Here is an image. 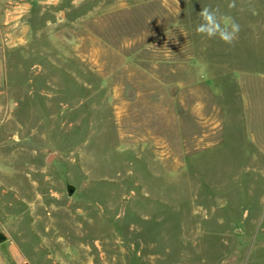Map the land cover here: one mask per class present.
I'll use <instances>...</instances> for the list:
<instances>
[{
    "label": "rangeland",
    "instance_id": "rangeland-1",
    "mask_svg": "<svg viewBox=\"0 0 264 264\" xmlns=\"http://www.w3.org/2000/svg\"><path fill=\"white\" fill-rule=\"evenodd\" d=\"M230 2L0 0V264H264V0Z\"/></svg>",
    "mask_w": 264,
    "mask_h": 264
},
{
    "label": "clouds",
    "instance_id": "clouds-1",
    "mask_svg": "<svg viewBox=\"0 0 264 264\" xmlns=\"http://www.w3.org/2000/svg\"><path fill=\"white\" fill-rule=\"evenodd\" d=\"M229 8L236 7L235 0H231ZM199 23L196 26V33L208 39H219L227 45H234L237 41L240 25L234 20L226 18L219 7L212 8L205 6L198 13Z\"/></svg>",
    "mask_w": 264,
    "mask_h": 264
},
{
    "label": "water",
    "instance_id": "water-1",
    "mask_svg": "<svg viewBox=\"0 0 264 264\" xmlns=\"http://www.w3.org/2000/svg\"><path fill=\"white\" fill-rule=\"evenodd\" d=\"M55 156V154H50V156L47 158V161H51L52 158ZM72 191H73V187L72 186H68V189H67V193L68 195H71L72 194ZM5 241V236H3L2 234H0V243Z\"/></svg>",
    "mask_w": 264,
    "mask_h": 264
},
{
    "label": "bare ground",
    "instance_id": "bare-ground-1",
    "mask_svg": "<svg viewBox=\"0 0 264 264\" xmlns=\"http://www.w3.org/2000/svg\"><path fill=\"white\" fill-rule=\"evenodd\" d=\"M41 197V196H40ZM84 234V233H83Z\"/></svg>",
    "mask_w": 264,
    "mask_h": 264
},
{
    "label": "crops",
    "instance_id": "crops-1",
    "mask_svg": "<svg viewBox=\"0 0 264 264\" xmlns=\"http://www.w3.org/2000/svg\"><path fill=\"white\" fill-rule=\"evenodd\" d=\"M6 241V240H5Z\"/></svg>",
    "mask_w": 264,
    "mask_h": 264
}]
</instances>
